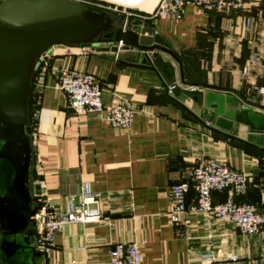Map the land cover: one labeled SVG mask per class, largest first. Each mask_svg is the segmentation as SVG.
Returning <instances> with one entry per match:
<instances>
[{"label": "crops", "instance_id": "obj_1", "mask_svg": "<svg viewBox=\"0 0 264 264\" xmlns=\"http://www.w3.org/2000/svg\"><path fill=\"white\" fill-rule=\"evenodd\" d=\"M156 2L145 4L152 9ZM145 25L168 44L183 79L196 89L179 83L178 64L171 60L182 91L166 92L159 66L134 48L57 45L40 61L30 96L32 184L39 185L33 196L46 191L64 210L66 196L87 184L104 200L100 218L64 224L49 258H36L40 264H107L110 248L121 242L138 245L146 264H264V231L241 234L208 212H185L178 225L167 215L170 186L189 182L192 166L209 157L247 177L240 194L212 191V204L234 200L264 210L258 132L264 130V108L239 96L264 106V0L212 11L187 4L178 19L148 18ZM60 68L94 73L106 106L117 96L131 103L136 113L129 128L115 129L93 112L75 113L58 89ZM219 116L231 122L228 131L214 130ZM195 199L190 183L186 205Z\"/></svg>", "mask_w": 264, "mask_h": 264}, {"label": "water", "instance_id": "obj_2", "mask_svg": "<svg viewBox=\"0 0 264 264\" xmlns=\"http://www.w3.org/2000/svg\"><path fill=\"white\" fill-rule=\"evenodd\" d=\"M57 45L102 52L134 48L143 51L146 60L152 53L163 70L160 76L166 92L178 95L182 91L172 61L178 64L179 83L197 87L183 79L181 62L168 44L139 19L77 0H0V264H40L32 192L39 185L32 184L28 100L41 59ZM214 125L215 131L226 132L231 122L219 116ZM258 132L264 151V130Z\"/></svg>", "mask_w": 264, "mask_h": 264}, {"label": "built area", "instance_id": "obj_3", "mask_svg": "<svg viewBox=\"0 0 264 264\" xmlns=\"http://www.w3.org/2000/svg\"><path fill=\"white\" fill-rule=\"evenodd\" d=\"M250 0H158L150 18L171 17L178 19L187 4L199 7L203 11L220 8H238ZM121 14L126 18H141L126 13L122 7ZM250 19H245V26ZM120 48V47H119ZM255 63V61H253ZM248 69L244 68L246 72ZM58 89L66 96L69 107L75 113L93 112L107 125L115 129H128L136 108L120 96L114 103L104 105L101 101V85L94 73L83 72L72 68H60L57 73ZM194 90L195 88L190 87ZM260 92H264L260 89ZM195 192V203H185V194L190 188ZM247 177L245 173L233 169L224 160L201 158L192 166L190 180L179 181L170 186L167 215L169 220L178 225L183 213L188 211L208 212L220 221L232 223L238 232L244 235L264 231V210L248 202L225 200L212 204V191L229 190L240 194L245 191ZM36 210L33 214L36 236V252L42 259H48L54 249L55 235L66 223L90 222L100 218L103 211V200L98 193L90 190L85 184L78 195L65 198V209L48 196L46 191L34 193ZM107 264H146L142 252L136 244L117 242L110 248Z\"/></svg>", "mask_w": 264, "mask_h": 264}, {"label": "rangeland", "instance_id": "obj_4", "mask_svg": "<svg viewBox=\"0 0 264 264\" xmlns=\"http://www.w3.org/2000/svg\"><path fill=\"white\" fill-rule=\"evenodd\" d=\"M77 1H80L83 3L89 4V5L101 8L102 10H105V11L113 12L114 14H117L119 16L120 15L124 16L123 14H121V12H122L121 6L126 7L124 9V11L126 13L130 14L131 15L130 17L135 16V15L143 16V17L137 18V19L142 20V22L144 24H145V21H147L148 18H150L152 16L151 12L154 10V7H155V5H154L152 9L147 8V5L145 4L146 0H143V2L141 1L140 6L125 5V4H122L119 2H114V1H109V0H77ZM123 1H125V0H123ZM123 1L121 0L120 2H123ZM146 56H148L147 61L149 63L155 64V59H154L152 53H148V55H146ZM162 56L164 57L166 55H162Z\"/></svg>", "mask_w": 264, "mask_h": 264}, {"label": "trees", "instance_id": "obj_5", "mask_svg": "<svg viewBox=\"0 0 264 264\" xmlns=\"http://www.w3.org/2000/svg\"><path fill=\"white\" fill-rule=\"evenodd\" d=\"M156 64V63H155ZM158 65V64H157ZM159 66V71L161 72V73H163V70L161 69V67H160V65H158ZM242 96H244V95H242ZM31 98V97H30ZM30 98H29V100H28V111H29V117H30V107H31V103H30Z\"/></svg>", "mask_w": 264, "mask_h": 264}, {"label": "flooded vegetation", "instance_id": "obj_6", "mask_svg": "<svg viewBox=\"0 0 264 264\" xmlns=\"http://www.w3.org/2000/svg\"><path fill=\"white\" fill-rule=\"evenodd\" d=\"M102 40H105V38H103V35L101 36Z\"/></svg>", "mask_w": 264, "mask_h": 264}]
</instances>
